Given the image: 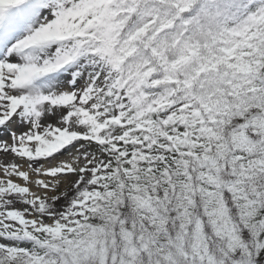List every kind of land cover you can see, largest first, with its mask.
I'll return each mask as SVG.
<instances>
[{
    "label": "snow or ice",
    "instance_id": "obj_1",
    "mask_svg": "<svg viewBox=\"0 0 264 264\" xmlns=\"http://www.w3.org/2000/svg\"><path fill=\"white\" fill-rule=\"evenodd\" d=\"M0 264H264V0H0Z\"/></svg>",
    "mask_w": 264,
    "mask_h": 264
}]
</instances>
